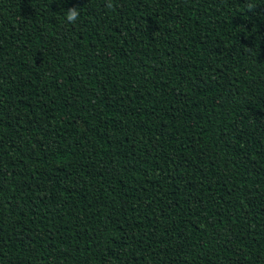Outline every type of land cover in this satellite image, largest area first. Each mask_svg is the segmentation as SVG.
Segmentation results:
<instances>
[{
    "label": "trees",
    "instance_id": "16d2710c",
    "mask_svg": "<svg viewBox=\"0 0 264 264\" xmlns=\"http://www.w3.org/2000/svg\"><path fill=\"white\" fill-rule=\"evenodd\" d=\"M107 2L0 0V264H264V0Z\"/></svg>",
    "mask_w": 264,
    "mask_h": 264
},
{
    "label": "clouds",
    "instance_id": "9594fccd",
    "mask_svg": "<svg viewBox=\"0 0 264 264\" xmlns=\"http://www.w3.org/2000/svg\"><path fill=\"white\" fill-rule=\"evenodd\" d=\"M106 7H108V8H112L113 7V4H112L111 0H108ZM247 7H248L249 11H254L255 10V6H253L251 3H248ZM79 9L80 8H78V7H71L69 9H67V11H65L66 12V17L65 18H66V20L69 23H75L78 20V18L80 16Z\"/></svg>",
    "mask_w": 264,
    "mask_h": 264
}]
</instances>
